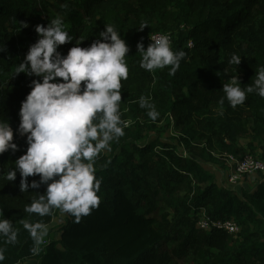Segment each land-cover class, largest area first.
<instances>
[{
    "label": "trees",
    "instance_id": "16d2710c",
    "mask_svg": "<svg viewBox=\"0 0 264 264\" xmlns=\"http://www.w3.org/2000/svg\"><path fill=\"white\" fill-rule=\"evenodd\" d=\"M115 7L132 15L128 22L116 26L130 49L126 54L129 76L121 81V92L129 94L135 88L139 96L150 90L157 94L164 73L168 85L164 113L170 116L178 108L175 95L201 82L208 89L203 104L206 112L212 115L213 105L221 109L214 120L226 128L228 144L223 149L239 154L238 136L245 118L253 112L256 135L246 149L260 153L258 157L264 162V98L252 92L235 108L226 98L220 104L223 84L232 76L243 73L239 81L246 88L264 66L258 54L264 47V24L257 17L258 11L264 14V0H0V48L5 49L0 51V120L13 128V142L18 146L15 152L0 154V209L19 230L14 244H4L0 239V247L5 248L0 264H175L173 259L190 256L195 257L194 264H200L195 260L208 250L221 260L201 264H264V242L255 240L264 237V184L255 193H244L249 202H238L232 193L216 191L211 175L199 165L186 162L183 169L179 164L171 166L169 162L177 158L176 147L149 141L139 122L135 130L124 131L125 135L111 144L108 156L102 151L95 160L96 177L101 180L97 193L100 203L89 215L76 222L75 217L59 209L44 217L24 211L33 198L44 194L46 185L21 192L18 170L14 181L5 177L15 168L14 161L26 152V136L16 132L19 109L31 90V80L39 78L25 73L12 76L14 69L38 39L36 25L47 27L52 19L61 17L73 37L58 47L66 55L80 40L81 47L90 46L99 37L96 16ZM142 22L148 27L139 30ZM168 32L173 36V51L186 53L175 74H169L171 66L152 72L141 68L137 43L143 38L146 49L150 35ZM206 43H212L213 55L207 52ZM233 53L241 57L239 65L229 63ZM33 179L38 181L39 176L28 177L29 183ZM162 206L180 209L181 219L175 228L168 230L161 225L154 208ZM240 206L262 221L257 232L250 231L246 220L237 235L216 230L205 233L197 226L200 211L215 220H231ZM56 217L62 223L52 227ZM22 220L48 225L38 254L31 252L34 242ZM163 247L170 251L163 253Z\"/></svg>",
    "mask_w": 264,
    "mask_h": 264
},
{
    "label": "clouds",
    "instance_id": "9594fccd",
    "mask_svg": "<svg viewBox=\"0 0 264 264\" xmlns=\"http://www.w3.org/2000/svg\"><path fill=\"white\" fill-rule=\"evenodd\" d=\"M145 27L147 22H142L139 30ZM35 31L38 39L12 74L39 78L31 80V90L19 109L16 132L26 136L27 148L5 178L14 181L18 170L21 192L46 185L44 194H38L25 205L26 213L44 217L59 209L79 222L100 203L97 193L101 180L96 177L95 160L102 151L110 150V142L125 135L124 129L130 123L122 120L120 113L121 81L129 76L126 54L130 49L111 24L105 25V30L90 46L81 47L83 40H80L66 55L58 47L71 42L73 37L66 31L61 17L52 19L47 27L36 25ZM150 40L146 49L143 38L136 45L141 56L140 67L152 72L171 66L169 74H175L186 53L173 51L168 35H150ZM240 62L241 57L233 53L229 63ZM222 90L224 97L220 104L226 98L233 108L245 103L247 93L256 92L264 98V66L256 71L253 83L246 88L241 87L234 75L223 84ZM139 104L147 110L150 119L158 118L159 112L150 98L141 96ZM13 137L10 124L0 120V154L18 150ZM37 175L39 180L29 183L28 177ZM21 223L34 242L31 252L38 254V246L48 234V225L28 220ZM18 232L0 209V239L4 244H14ZM4 259L5 248L0 247V262Z\"/></svg>",
    "mask_w": 264,
    "mask_h": 264
},
{
    "label": "rangeland",
    "instance_id": "374dc122",
    "mask_svg": "<svg viewBox=\"0 0 264 264\" xmlns=\"http://www.w3.org/2000/svg\"><path fill=\"white\" fill-rule=\"evenodd\" d=\"M50 2L55 3L58 0H50ZM34 9L37 8L35 7ZM125 12L126 10L115 7L104 15L98 14L96 16V30L98 34L105 30V25L111 24L116 28L119 22H128L129 19L127 18L132 17V15L125 14ZM44 17L47 19L45 13ZM257 17L264 24V14L258 11ZM205 48L209 54H214L215 51H213L212 43H206ZM259 50L261 52L258 54L263 59L262 63H264V47ZM161 75L163 77L161 79L163 81L162 89L157 94L150 90L144 96L150 98L151 103L155 105L156 110L159 112V116L155 121L149 118L146 109L140 107L139 98L141 96L137 94L135 88L129 94L122 93V101L120 104L121 118L122 120L130 121L129 126L124 131L127 132L130 129L135 130L136 123L139 122L144 128L143 132L148 135L149 141L155 142V144L164 143L168 147H176L177 158L169 162L171 166H177L179 164V168L183 169L186 162L199 165L205 173L211 175V182H214L217 187L216 191H228L234 195L238 202H249L248 198L244 196V193L252 194L263 189L264 171L245 176L237 182L232 181L229 167L225 162L226 155H230V153L223 149L225 144H228V140L225 141L226 137L224 135L226 128L221 122L217 123L214 120L221 113V109L218 105H213L210 110L212 112L211 115L203 107L204 94L208 92V89L203 83L199 82L197 85L193 84L190 89L180 90L175 95L178 108L173 114L168 116L164 113L167 104L165 89L168 85L165 81L166 75L164 73H161ZM235 75L239 78V76H243V73L238 72ZM252 116L253 112L245 118L242 125L243 130L238 136V146L242 150L239 154L231 155L238 158L247 155L256 158L259 156L260 153H253L246 149L249 144L254 142L253 137L256 135V132L253 130ZM116 140L118 139L110 142V148L111 144ZM157 150L160 151V149ZM104 152L108 156V150H104ZM160 155L159 153L157 154L158 157ZM133 182L136 183V178L133 179ZM154 210H158L157 213L161 225L168 230L175 228L181 219L180 209L177 207L167 208L166 206H162L161 209L154 208ZM238 211L236 216L231 220L239 227L246 220L250 231L253 233L257 232L262 224V221L258 219L259 217L251 216L246 207L241 208L240 206ZM200 213L202 214L200 215ZM200 213L198 223L204 218L203 214H205V211H200ZM61 223V219L56 217L52 227L60 226ZM255 240L264 242V237L257 236ZM167 251H170V249L163 247L162 252ZM194 258V256H190L185 260L177 258L173 259V262L175 264H194ZM209 260L218 263L221 259L214 252L208 250L201 254L195 262L201 264Z\"/></svg>",
    "mask_w": 264,
    "mask_h": 264
},
{
    "label": "built area",
    "instance_id": "2783aa9c",
    "mask_svg": "<svg viewBox=\"0 0 264 264\" xmlns=\"http://www.w3.org/2000/svg\"><path fill=\"white\" fill-rule=\"evenodd\" d=\"M168 35L170 37L171 47L173 46V36L170 32L168 33H158L154 35ZM151 43L150 37L147 39V44ZM189 48H193V43L189 42ZM225 162L229 167V173L231 175L232 181L237 182L239 179L264 171V162L260 159L247 155L238 158L234 155H226ZM204 218L198 223V228L201 231H206V233H211L213 231L225 232L229 235H237L240 232V227L233 220H215L207 217L203 214Z\"/></svg>",
    "mask_w": 264,
    "mask_h": 264
}]
</instances>
